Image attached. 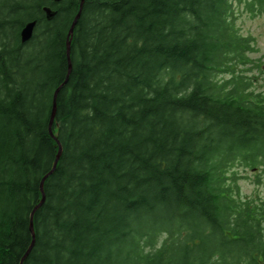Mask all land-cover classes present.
Masks as SVG:
<instances>
[{"label":"trees","instance_id":"1","mask_svg":"<svg viewBox=\"0 0 264 264\" xmlns=\"http://www.w3.org/2000/svg\"><path fill=\"white\" fill-rule=\"evenodd\" d=\"M80 2L0 0V264L32 242L58 142L23 264H264L239 185L264 181V93L236 22L264 0H84L55 138Z\"/></svg>","mask_w":264,"mask_h":264},{"label":"rangeland","instance_id":"2","mask_svg":"<svg viewBox=\"0 0 264 264\" xmlns=\"http://www.w3.org/2000/svg\"><path fill=\"white\" fill-rule=\"evenodd\" d=\"M236 11L239 31L254 39L255 51L249 54L254 61L243 67L246 70L244 75L250 78V88L254 93H264V12L253 15L244 10L243 5H237ZM224 76L228 77L226 74ZM240 174L244 176L239 180L243 197L264 203V181L257 183L254 172L250 170L241 168Z\"/></svg>","mask_w":264,"mask_h":264},{"label":"water","instance_id":"3","mask_svg":"<svg viewBox=\"0 0 264 264\" xmlns=\"http://www.w3.org/2000/svg\"><path fill=\"white\" fill-rule=\"evenodd\" d=\"M54 2H59L61 0H52ZM83 1L84 0H81L80 2V6H79V10L70 26V29H69V32H68V35H67V57H68V74L66 76V80L63 84H61L54 92V95H53V101H52V110H51V115H50V121H49V130L51 132V134L56 138V136L54 135L53 133V123H54V120H55V114H56V111H57V96H58V93H59V90L61 89V87L66 83L67 81V78L69 76V73L71 71V61H70V44H71V39H72V36H73V32H74V28H75V25L79 19V16L81 14V11H82V7H83ZM44 11L46 13V17L48 20H51L55 14H56V11L53 10L50 6H45L44 7ZM35 25H36V20H33V21H29L27 22L24 27L22 28L21 30V40L22 42H26L28 40L31 39L32 35H33V32H34V28H35ZM59 144V149H58V153L55 157V160H54V163H53V167L52 169L42 178L41 180V191H42V199L40 200V202L35 206L34 210L32 211L31 213V221H30V231L32 233V242L28 248V250L26 251L25 255L23 256L22 258V261H21V264H23V261L25 260V258L27 257L28 253L30 252L31 248L34 246V242H35V232H34V226H33V214L35 212V210L41 206L45 200V194H44V189H43V184H44V181L46 179V177L50 174L53 173V171L55 170L56 168V165L60 159V156H61V153H62V147L60 145V143L58 142Z\"/></svg>","mask_w":264,"mask_h":264},{"label":"bare ground","instance_id":"4","mask_svg":"<svg viewBox=\"0 0 264 264\" xmlns=\"http://www.w3.org/2000/svg\"><path fill=\"white\" fill-rule=\"evenodd\" d=\"M33 221V220H32Z\"/></svg>","mask_w":264,"mask_h":264}]
</instances>
